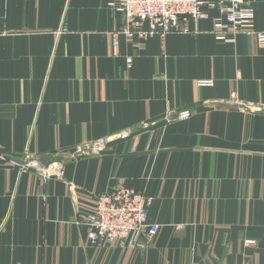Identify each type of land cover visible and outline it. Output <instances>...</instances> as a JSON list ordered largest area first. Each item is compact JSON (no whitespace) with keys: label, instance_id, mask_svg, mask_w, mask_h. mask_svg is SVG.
I'll list each match as a JSON object with an SVG mask.
<instances>
[{"label":"crops","instance_id":"0c3cea01","mask_svg":"<svg viewBox=\"0 0 264 264\" xmlns=\"http://www.w3.org/2000/svg\"><path fill=\"white\" fill-rule=\"evenodd\" d=\"M208 11L162 41L123 32L108 0H0V264H264V42L217 40ZM25 156L65 174H20ZM121 185L153 197L145 248L78 224Z\"/></svg>","mask_w":264,"mask_h":264},{"label":"built area","instance_id":"2783aa9c","mask_svg":"<svg viewBox=\"0 0 264 264\" xmlns=\"http://www.w3.org/2000/svg\"><path fill=\"white\" fill-rule=\"evenodd\" d=\"M108 5L110 9L123 14V32L128 35L137 32L144 39L156 35L163 41L168 34L190 32V21L207 19L208 10H218L219 15L213 22V34L217 40L232 42L237 36L246 34L264 42V32L256 30L252 0H108ZM145 23L147 28L144 29ZM127 61L129 65L132 63L131 59ZM198 83L210 86L213 80H199ZM242 105L246 108L255 106L252 102H244ZM191 115L192 110L182 109L176 117L188 118ZM118 135L127 139L132 136V132L127 129ZM109 141L103 137L96 142L85 143L72 154L99 155L107 149ZM17 164L20 174L34 172L43 183L65 174L60 161L45 165L38 157L25 156ZM152 202L153 197H148L135 187L121 185L98 194L94 209L80 212L77 221L87 229L91 245L103 246L120 240L133 249L145 248L158 239L162 227L149 219ZM246 243L256 242L247 239Z\"/></svg>","mask_w":264,"mask_h":264}]
</instances>
